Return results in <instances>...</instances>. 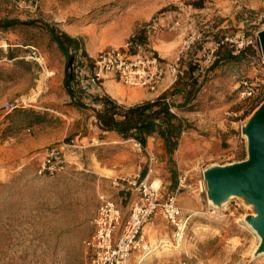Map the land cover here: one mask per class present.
I'll return each instance as SVG.
<instances>
[{"label":"rangeland","instance_id":"374dc122","mask_svg":"<svg viewBox=\"0 0 264 264\" xmlns=\"http://www.w3.org/2000/svg\"><path fill=\"white\" fill-rule=\"evenodd\" d=\"M188 1L0 0V18L54 22L81 36L92 57L100 50L125 46L144 23L150 24L146 54L156 50L168 67L172 62L164 60L198 48L200 73L215 58L216 33H224L225 41L243 35L256 40L253 55L208 72L194 106L185 112L216 110L215 115L204 126L186 121L188 127L181 133L192 135L202 160L193 174L179 169L174 158L171 180L168 166L162 175L154 171L145 148L118 134L116 142L101 137L95 118L69 103L62 85L65 60L43 30L18 25L0 31V47L4 51L11 47L17 54L16 60L0 59V264H91L85 240L95 232L100 196L117 202V192L130 190L113 180L140 181L145 176L160 185L161 201L175 191L179 176L185 177L177 192L186 222L184 236L176 243L173 226L157 215L155 221L144 223L127 264H264V254L254 255L259 237L246 223V216L255 213L253 204L231 196L221 206L212 205L204 180L208 166L242 160V154L247 158L242 126L259 104L254 107L253 100L240 96L239 81L260 70L257 32L264 26L257 27L264 16V0H203L202 8L191 7ZM169 31L179 41L171 49L157 41L158 34L166 40ZM58 144H66L65 167L52 175L38 174L42 151ZM127 214L128 204L115 235ZM151 221L153 230L147 232ZM152 232L156 237L150 236Z\"/></svg>","mask_w":264,"mask_h":264},{"label":"trees","instance_id":"16d2710c","mask_svg":"<svg viewBox=\"0 0 264 264\" xmlns=\"http://www.w3.org/2000/svg\"><path fill=\"white\" fill-rule=\"evenodd\" d=\"M187 3L194 8L204 6L203 0H190ZM259 23L257 29L264 26V16ZM18 25L38 27L46 33L48 40L55 45L65 60L62 85L69 97V103L93 116L95 125L101 133L115 132L122 140H134L143 149L150 136H156L162 140L171 180L175 179L174 152L182 131L188 127L186 120L177 114L178 111L192 109L197 93L208 77V72H212L226 63L238 62L255 52L254 44L236 49L227 38L226 41L224 40V33L221 35L216 33L215 41L218 45L214 51L215 58L205 72H198L199 59L196 53L198 48H195L193 52L185 51L179 56V72L172 86L153 99L126 105L104 90L103 78L96 76L95 60L87 51L81 36L71 35L56 23L41 21L37 18H0V31ZM148 26L150 24L144 23L134 29L127 41L130 53L135 54L138 47L141 48V51L147 52V47L150 44ZM197 46L202 47L201 44ZM152 53L157 55L155 50ZM16 57L17 54L13 52V48L9 47L4 51L0 47V59L16 60ZM257 105L254 104V107ZM22 111L31 112L36 117L41 116L30 109ZM243 158L244 154L241 155V159ZM145 170L142 171L141 176H144Z\"/></svg>","mask_w":264,"mask_h":264},{"label":"built area","instance_id":"2783aa9c","mask_svg":"<svg viewBox=\"0 0 264 264\" xmlns=\"http://www.w3.org/2000/svg\"><path fill=\"white\" fill-rule=\"evenodd\" d=\"M227 39L233 43L236 49L256 43L255 38L245 35ZM179 56L178 54L167 67L160 62L157 55L146 54L141 51L140 47L135 54L130 53L127 42L123 47L100 50L93 58L96 76L102 77L107 73H114L118 80L126 86L156 92L161 86L167 70L172 73L174 80L176 79L179 72ZM92 81L94 82L93 79ZM239 87L242 98L253 100L254 104H260L264 100V59L262 56L260 70L253 76L242 78L239 81ZM65 145H49L44 148L37 169L38 174L52 175L65 167L66 158L63 153ZM184 180L185 177L179 176V183L175 191L162 201L159 195L160 185L154 180L149 182L148 176L140 181L135 179H127L125 182L124 180L122 182L113 180L116 185L130 190L128 214L120 232L115 235L123 217V206L108 196H100L94 219L95 232L85 240V246L91 253V264H127L132 251L138 245V238L144 223L150 220L157 210H160L165 219L173 226L175 242L178 244L182 242L186 222L177 202V192Z\"/></svg>","mask_w":264,"mask_h":264},{"label":"water","instance_id":"95a60500","mask_svg":"<svg viewBox=\"0 0 264 264\" xmlns=\"http://www.w3.org/2000/svg\"><path fill=\"white\" fill-rule=\"evenodd\" d=\"M264 59V28L257 32ZM247 137V158L204 170L208 200L221 206L231 196H242L253 204L255 213L246 222L259 237L254 255L264 252V100L242 126Z\"/></svg>","mask_w":264,"mask_h":264},{"label":"crops","instance_id":"0c3cea01","mask_svg":"<svg viewBox=\"0 0 264 264\" xmlns=\"http://www.w3.org/2000/svg\"><path fill=\"white\" fill-rule=\"evenodd\" d=\"M168 33L169 34H168V37H166L167 38L166 40L161 39L162 34H158L157 41H162L161 43L164 44V48H167V49H171L174 46H178V43H179L178 36H176L175 32L169 31ZM155 47L156 45L153 46V49H156ZM90 55L93 56L92 54ZM162 57L164 58V56ZM175 57L176 55L171 56L170 60H164V63L168 61L173 62ZM168 59H169V56H168ZM102 78H103L102 85H103L104 90L107 93H109L113 98L118 100L120 103H124L126 105H131V104H134V103L146 100V99H153L154 97H156L163 91L167 90L170 86H172L174 82V77L172 73L168 71V73L164 76L159 89L156 92H150L142 88L126 87L124 84H122L118 80L117 76L114 73H107ZM215 111L216 110H210L209 112L200 111L196 113L178 111L177 114L183 117L187 122L194 121V124L195 125L198 124L197 125L198 127V126H204L205 124H210L212 121V116L215 115ZM102 136H105L109 141H114V142H116L119 139L117 133L112 132V131L102 132L101 137ZM128 143L131 146L135 145L131 141H126L124 144H128ZM145 151L147 153V158H150V157L153 158L151 160L150 166L154 169L156 173H159L160 175H162L166 171V168H167V155H166L165 147L163 145L162 140L156 136H150L147 139ZM202 157L203 156H202L201 151L195 145V141L192 140V135L182 136L179 139L178 146L174 152V158L177 161V167L179 169H181L185 173L192 171V173L195 174L196 171L194 169H197L200 163V160H202ZM117 193L119 197L117 198L118 199L117 202H119V204L123 206L128 204V202L130 201L131 194L129 192H124L123 190ZM157 215L161 217L163 216L162 212L159 210L152 217V221L153 220L155 221L157 219V217L154 218ZM152 221L149 222L145 226L147 232L151 230L153 227ZM150 236H152L153 238L156 237V235L153 232L150 234Z\"/></svg>","mask_w":264,"mask_h":264},{"label":"bare ground","instance_id":"6f19581e","mask_svg":"<svg viewBox=\"0 0 264 264\" xmlns=\"http://www.w3.org/2000/svg\"><path fill=\"white\" fill-rule=\"evenodd\" d=\"M247 223V222H246ZM248 224V223H247ZM249 225V224H248ZM255 232V231H254ZM260 254H264V252L263 253H260Z\"/></svg>","mask_w":264,"mask_h":264}]
</instances>
